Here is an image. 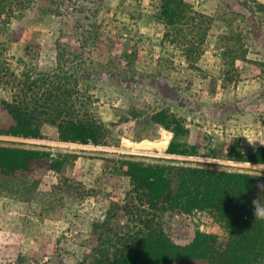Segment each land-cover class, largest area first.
<instances>
[{
  "label": "rangeland",
  "instance_id": "1",
  "mask_svg": "<svg viewBox=\"0 0 264 264\" xmlns=\"http://www.w3.org/2000/svg\"><path fill=\"white\" fill-rule=\"evenodd\" d=\"M176 1L182 17L170 23L169 0H0V101L26 74L62 73L108 129L97 145L61 141L48 125L40 139L0 133V146L44 155L28 172L0 170V264H84L91 248L111 253L109 229L133 226L116 210L128 200L119 170L127 156L253 173L264 215V163L221 152L230 139L245 155L264 151V0ZM160 111L188 128L177 142L200 137L215 156L166 153L173 132L153 122ZM12 123L0 105V130ZM165 229L176 244L195 232L227 241L206 211L167 219Z\"/></svg>",
  "mask_w": 264,
  "mask_h": 264
},
{
  "label": "trees",
  "instance_id": "2",
  "mask_svg": "<svg viewBox=\"0 0 264 264\" xmlns=\"http://www.w3.org/2000/svg\"><path fill=\"white\" fill-rule=\"evenodd\" d=\"M169 1L162 6V15L173 23L182 17V9L180 3L171 6L176 0ZM22 78L11 86L10 101H0L13 121L7 129L0 130L1 134L40 139L41 128L48 125L64 142L106 143L108 129L91 113L89 97L77 89L69 76L45 73L33 79L31 74ZM152 120L173 132L166 153L199 156V152L206 151L207 157L215 156V149L202 146L200 137L194 144L177 142L190 132L174 114L160 111ZM236 141L228 140L226 149H221L223 157L264 163L262 149L245 155L240 145L234 146ZM43 157L38 150L0 146V170L5 174L28 172ZM142 159L127 156L119 162L130 190L124 207L116 210L131 216L133 226L109 229L115 237L109 243L113 251L100 253L91 248L84 264H264V215L256 208L258 176L201 163ZM197 211L213 214L227 234L225 246L218 244L215 235L201 232H195L189 243L176 244L172 240L165 229L167 219L191 216ZM116 214L107 213L106 222Z\"/></svg>",
  "mask_w": 264,
  "mask_h": 264
}]
</instances>
